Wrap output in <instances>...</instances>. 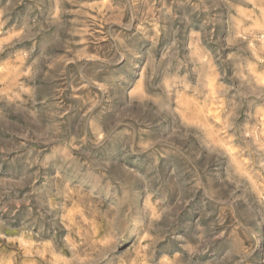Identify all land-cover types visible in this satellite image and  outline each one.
Listing matches in <instances>:
<instances>
[{"label": "rangeland", "instance_id": "obj_1", "mask_svg": "<svg viewBox=\"0 0 264 264\" xmlns=\"http://www.w3.org/2000/svg\"><path fill=\"white\" fill-rule=\"evenodd\" d=\"M0 264H264V0H0Z\"/></svg>", "mask_w": 264, "mask_h": 264}]
</instances>
